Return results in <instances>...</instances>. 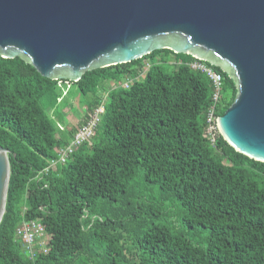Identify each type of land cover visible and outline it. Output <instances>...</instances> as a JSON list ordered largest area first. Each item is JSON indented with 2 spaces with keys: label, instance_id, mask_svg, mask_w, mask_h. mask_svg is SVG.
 <instances>
[{
  "label": "trees",
  "instance_id": "16d2710c",
  "mask_svg": "<svg viewBox=\"0 0 264 264\" xmlns=\"http://www.w3.org/2000/svg\"><path fill=\"white\" fill-rule=\"evenodd\" d=\"M194 62L221 73L218 102ZM129 76V87L119 83ZM108 80L118 84L93 138L46 170L80 127L62 129L47 112L63 84L88 99L86 120ZM237 93L220 66L169 48L78 81L0 54V145L11 164L0 264H264V162L205 133L210 108L224 114ZM23 219L46 226L47 251L26 253L16 238Z\"/></svg>",
  "mask_w": 264,
  "mask_h": 264
},
{
  "label": "water",
  "instance_id": "95a60500",
  "mask_svg": "<svg viewBox=\"0 0 264 264\" xmlns=\"http://www.w3.org/2000/svg\"><path fill=\"white\" fill-rule=\"evenodd\" d=\"M163 48L235 79L238 93L217 119L219 132L264 162V0H0V54L21 56L53 79L78 81ZM10 175L0 145V222Z\"/></svg>",
  "mask_w": 264,
  "mask_h": 264
},
{
  "label": "built area",
  "instance_id": "2783aa9c",
  "mask_svg": "<svg viewBox=\"0 0 264 264\" xmlns=\"http://www.w3.org/2000/svg\"><path fill=\"white\" fill-rule=\"evenodd\" d=\"M149 64H147L148 66ZM192 66L201 68L208 72L215 83V92L213 99L218 102L220 97V90L222 88L223 77L221 73L217 72L205 64L194 62ZM135 79L130 76L123 81L122 85L129 87ZM107 99L89 111L85 122L79 127L70 141L65 146L59 148V154L56 158L51 159L46 170L57 167L59 164H65L74 152L84 143L89 142L95 135L96 129L101 122V116L105 110L104 103ZM219 116L215 114V104L210 108L207 115L206 135L208 138L215 141L217 132L219 131L217 119ZM16 238L23 245L26 253L32 257L40 252H45L49 249L52 234L47 230L46 226L39 219L27 220L23 219L16 228Z\"/></svg>",
  "mask_w": 264,
  "mask_h": 264
},
{
  "label": "rangeland",
  "instance_id": "374dc122",
  "mask_svg": "<svg viewBox=\"0 0 264 264\" xmlns=\"http://www.w3.org/2000/svg\"><path fill=\"white\" fill-rule=\"evenodd\" d=\"M170 61H175V58L173 56L169 57ZM147 62H150L149 59L145 60V64ZM130 78V76H129ZM127 77L123 78L120 84L123 83L124 80H126ZM118 83L108 80L106 81L100 88L98 94L103 99H108V91L111 90V88L117 86ZM71 88V84L68 82L67 86L63 84V92L62 95L59 97V100L56 104V106L52 107L48 106L47 112L51 116L52 120L57 123L62 129H69L72 125L77 124L80 119L85 115L87 111V102L88 99L84 97L80 92L75 91L76 88L72 87L71 90L68 91ZM87 149L89 151L93 150L92 145H87Z\"/></svg>",
  "mask_w": 264,
  "mask_h": 264
},
{
  "label": "crops",
  "instance_id": "0c3cea01",
  "mask_svg": "<svg viewBox=\"0 0 264 264\" xmlns=\"http://www.w3.org/2000/svg\"><path fill=\"white\" fill-rule=\"evenodd\" d=\"M83 117L80 119V121L77 124H74V125H78L79 124L81 126L83 124V122H85V119Z\"/></svg>",
  "mask_w": 264,
  "mask_h": 264
}]
</instances>
